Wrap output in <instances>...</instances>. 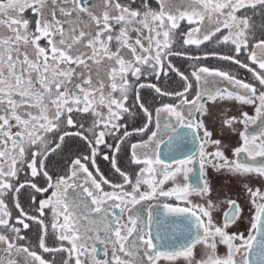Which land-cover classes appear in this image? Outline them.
Instances as JSON below:
<instances>
[{
  "label": "snow or ice",
  "instance_id": "snow-or-ice-1",
  "mask_svg": "<svg viewBox=\"0 0 264 264\" xmlns=\"http://www.w3.org/2000/svg\"><path fill=\"white\" fill-rule=\"evenodd\" d=\"M171 57L192 61L190 76ZM209 58L258 83L200 63ZM169 72L177 90L141 82ZM144 88L160 99L154 111ZM225 101L241 106L220 120L235 146L205 119L215 123ZM140 112L143 125L128 131L122 121ZM77 140L89 154L72 152ZM101 145L120 182L97 167ZM124 145L132 174L118 164ZM53 157L64 161L55 172ZM209 168L240 180L247 235L229 231L243 221L236 200L214 219ZM253 178L264 181V0H0V264H264V192ZM33 224L36 243L25 232Z\"/></svg>",
  "mask_w": 264,
  "mask_h": 264
},
{
  "label": "flooded vegetation",
  "instance_id": "flooded-vegetation-1",
  "mask_svg": "<svg viewBox=\"0 0 264 264\" xmlns=\"http://www.w3.org/2000/svg\"><path fill=\"white\" fill-rule=\"evenodd\" d=\"M28 15H31V13H28ZM184 27L186 28L187 26L185 25ZM207 51H209V52L216 51L218 53H224L226 51V49L223 46H220V47L215 48V49L209 47V48H207ZM191 52L193 54H201L194 47L191 49ZM241 59H244V57H241ZM201 62H203L202 63L203 65H206V66H208L210 68H223L226 71H232V72H234L235 75H237L238 78H240L241 80H244L246 82L258 83V82L253 81V79L251 77V74L248 73L245 69H239L238 66L231 65L229 62L219 61V60H217L215 58H209L207 60H203L202 59L200 61V63ZM245 62H247V61H245ZM192 63H193L192 61H189V60H186V59H181L179 65L174 64V62H173V64L181 72H184L186 75H189V76H190V74H191V72L193 70L192 69ZM141 82L157 84L159 86L168 88V90H170V91L171 90H177L179 88V83H180L179 82V77H177L174 72H169L167 77L161 76L159 80H157L153 76H149L146 79L142 77ZM140 91H141V95H142V97L144 99V102L147 105L152 106L153 111H154V107L159 106L160 99L157 98V99L153 100L152 97L154 96V93L151 90L147 89V88L141 89ZM164 99H165V101L168 100L167 97L164 98ZM225 102H229V101H225ZM225 102H223V103H225ZM129 104L130 105L132 104V100L129 101ZM232 106L239 107L240 105L234 103V105H232ZM137 108H138V105H133V111L134 112H136ZM219 109H220L219 106L212 109L213 116H215L217 113H219ZM229 110H231V111H229ZM229 110L226 111V112H223L222 119L225 116H238L239 115V112L236 113V109L232 110V108H230ZM244 110L248 111L250 115L253 114V109L251 107L244 106ZM205 119H206V122H207V125H208L209 129L211 131H213V133H214L213 138L214 139H221L223 142H225V140L228 137V132H230V131L226 129L223 133H221L220 130H219L220 126H221L220 125V120H218V121H216L214 123L212 121L209 122L207 117H205ZM122 123H125V126H126L127 130L131 132L135 128L141 127L143 125V123H144L143 113L140 112L139 114L133 115L132 117H127L126 116L125 117V121H122ZM150 127L154 128V124L150 125ZM236 127L237 128H242V126H240V125H237ZM121 131H124V129L122 128ZM231 134H233V133H231ZM233 138H234V140L231 142V145H233L235 143L233 145V146H235L237 144L236 143L237 136L235 134H233ZM138 139H139L138 136L133 135L131 137V142H136ZM108 142L109 143H114L111 138L108 139ZM129 148H130V145H124L122 150H121V152L117 153V156H118V164L121 167V169L125 170V171H128L130 174H132L133 170H135L137 168V166L130 165V163H129V157H130ZM71 150H72V152L74 154H76V153L89 154L87 152L86 144H84V142L78 141V140L77 141H73L71 143ZM101 150H102V154L97 156V158H96L97 167L99 168L100 172L107 179H109L110 181L120 182L121 178L119 177L118 173H115L114 169H112L110 161L103 159V154L104 153H107V154H109L111 156L110 150L104 148L102 145H101ZM52 159L58 161L57 168L55 170H53L54 172L57 171V170H60L64 166V161L60 157H53ZM50 167H51V165H50ZM89 167H90V170L95 174L96 168H92L91 165H89ZM212 171L213 170L211 168H210V170L207 171V178H208V180H209V182L211 184V189H212V191H211V199L213 201H215V202H218L219 205H222V208H220L218 210V212L215 214V220H220V222H222L223 214H224V212H226L228 210L227 201L229 199L234 200L233 198H235L237 203L242 208V205L244 204V202L246 201V203H247V201H249V197H248L246 191L244 190L240 180H238L236 178L229 177L227 175H223V174L217 173V172H216L217 175H216V180H215L213 178L214 175H211ZM190 176L193 179V181H195V179L198 177V170H197V172L190 174ZM226 178H229L231 180V186H230L229 190H231L234 193L233 198H227L226 199L224 197V193H218V186ZM21 180H23V173H21ZM252 181H254L255 183L252 184ZM40 182L43 183L42 180ZM170 183L171 182H169L168 184L164 185V187L167 189L170 186ZM232 186L233 187H239L241 189L237 192ZM250 186L253 189L260 188V190L262 192H264V181H262L260 179L253 178L250 181ZM104 187L106 189L108 188L107 185H105ZM160 199L162 201L173 203V204L177 203L175 200H168L167 198H164V197H161ZM190 199L194 203H202V201L200 200V197H198V196H192V197H190ZM20 201H21L22 205L25 207V210H28V205L30 203V199H29L26 191L24 193H22V195L20 196ZM12 211H13V213L15 215L16 211H15L14 206H12ZM25 232L27 234V237H28L29 241H31L33 243L37 242V238H38V235H39L38 226L33 224L31 229L25 230ZM49 243H52V241L49 240ZM219 252L222 253V254L224 253L223 251H219ZM45 255L47 256L48 254H45ZM161 264H167V262L161 261ZM179 264H183V261L179 262Z\"/></svg>",
  "mask_w": 264,
  "mask_h": 264
},
{
  "label": "rangeland",
  "instance_id": "rangeland-1",
  "mask_svg": "<svg viewBox=\"0 0 264 264\" xmlns=\"http://www.w3.org/2000/svg\"><path fill=\"white\" fill-rule=\"evenodd\" d=\"M42 43H43V42H42ZM183 59H184V58H183ZM180 61H181V58L175 57L174 64L179 65ZM202 63H203V62H201V64H202ZM232 105H234L233 102H225V103L220 104V105H219V107H220V109H219V113H217V114L214 116V117H216V121L221 120V119H222V114H223V112L228 111L230 108H232V110H233V109H236V113L239 112L240 106H239V107H234V106H232ZM229 111H231V110H229ZM207 118H208V121H209V122H210V121L213 122V119H212L211 117H207ZM233 140H234V138H233V134H231L230 132H228V137H227V139L225 140L224 144H226V145H231V142H232ZM236 143H237V141H236ZM234 144H235V143H234ZM234 144H233V145H234ZM233 145H231V146H233ZM227 155L231 158V152H230V151L227 152ZM208 170H210V168H209ZM211 175H214L213 178L216 180V175H217V173H216L214 170L212 171ZM254 183H255V182L252 181V184H254ZM230 186H231V180H230L229 178L224 179L223 182L220 183V185L218 186V193H224V197H225L226 199H227V198H233L234 193H233L231 190H229ZM232 187H233V186H232ZM233 188H234L237 192L241 189V188H239V187H233ZM233 199L236 200L235 198H233ZM214 202H215V201H214ZM216 203L219 205L218 202H216ZM220 208H222V205H219L218 209L213 213L214 219H215V214L218 212V210H219ZM250 208H251V204L249 203V201H247V203H246V201H245L244 204L242 205V209H243V212H242V215H243V221L240 223V227H239V229H237L235 226H232L231 228H229V231H237V230H239V231H244V232H245V235H247V231H246V229H247V227H248V220H249V216H250L249 209H250ZM216 222L219 223L220 220H216ZM219 251H223V252H225L226 249H225L223 246H220ZM220 254H222V253H220ZM198 255H199V254H198ZM180 262H182V261H180Z\"/></svg>",
  "mask_w": 264,
  "mask_h": 264
},
{
  "label": "trees",
  "instance_id": "trees-1",
  "mask_svg": "<svg viewBox=\"0 0 264 264\" xmlns=\"http://www.w3.org/2000/svg\"><path fill=\"white\" fill-rule=\"evenodd\" d=\"M173 58V59H172ZM171 58V60L174 62V60H175V57H172ZM178 58H181V59H183L182 57H178Z\"/></svg>",
  "mask_w": 264,
  "mask_h": 264
}]
</instances>
